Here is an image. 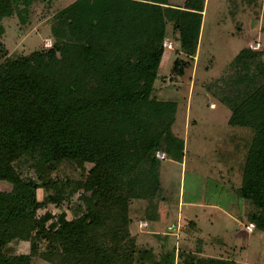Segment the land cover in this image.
<instances>
[{"label":"trees","instance_id":"16d2710c","mask_svg":"<svg viewBox=\"0 0 264 264\" xmlns=\"http://www.w3.org/2000/svg\"><path fill=\"white\" fill-rule=\"evenodd\" d=\"M33 1L0 0V35L3 19L20 16V7ZM171 1L75 0L54 16L69 40H54L0 67V181L12 186L0 193V264H32L33 258L48 264H134L136 248L123 252L121 244L130 237L128 203L146 200L153 209L145 219L157 222L154 202L162 187L156 153L176 163L184 159L183 139L171 130L177 103L153 98V85L166 38L177 47V76L194 59L205 0ZM232 64L246 72L252 67L264 80V50L243 47ZM246 102L244 109L236 107L235 119L259 127L250 126L237 194L247 205L244 218L264 233V90ZM23 159L50 167L91 164L92 191L73 204L70 215H56L46 208H60L71 192L62 198L65 189L59 191L56 180L22 176L13 164ZM39 188L43 201L36 196ZM105 230L119 235L114 248L103 238ZM19 241L29 244L28 254L11 250ZM176 256V264H235L183 251ZM162 261L175 264L174 251Z\"/></svg>","mask_w":264,"mask_h":264},{"label":"rangeland","instance_id":"374dc122","mask_svg":"<svg viewBox=\"0 0 264 264\" xmlns=\"http://www.w3.org/2000/svg\"><path fill=\"white\" fill-rule=\"evenodd\" d=\"M74 1L34 0L20 7V16L3 19L0 67L49 48L54 40H69L68 31L57 26L54 16ZM171 2L179 5L182 0ZM263 29L264 0H205L197 52L190 62L185 58L189 66L182 68L181 77L173 73L175 43L171 38L163 41L170 46L163 47L152 96L177 103L171 130L183 139L184 159L181 163L158 159L162 192L154 202L159 213L157 222L146 221L145 212L153 209L146 200L128 203L130 237L121 244L125 246L123 252H130V245L136 248L134 264H161L162 257L171 251L175 253V264L178 251L235 264L264 263V233L244 218L247 205L237 194L248 141L253 136L250 126L257 128L259 124L235 119L236 107L244 109L252 93L264 90V80L252 67L246 72L242 65L232 64L243 47L250 49L258 43V49L250 50H264ZM167 31L171 33L172 29L168 26ZM37 163L23 159L13 165L25 178L56 180V188L65 189L59 192L62 198L71 192L69 199H61L60 208L51 205L46 210L70 215L73 204L91 193V164L63 162L50 167L48 163ZM11 189L10 184L0 181V193ZM49 192L54 194L55 190ZM36 196L43 201L44 189H37ZM250 224L253 226L248 229ZM103 238L114 248L119 235L105 230ZM10 248L16 255L29 252L27 242H16ZM32 264L48 263L33 258Z\"/></svg>","mask_w":264,"mask_h":264},{"label":"built area","instance_id":"2783aa9c","mask_svg":"<svg viewBox=\"0 0 264 264\" xmlns=\"http://www.w3.org/2000/svg\"><path fill=\"white\" fill-rule=\"evenodd\" d=\"M169 46H170V43L169 42H166V41L163 42V47L164 48H167V47L169 48ZM249 47H250V49H258L259 44L257 43L254 47L253 46H249ZM156 158L159 159V160H162V159L165 158V156H164V154L162 152L158 151L156 153ZM250 226L252 227L253 225L250 224L249 227H248V229H250Z\"/></svg>","mask_w":264,"mask_h":264}]
</instances>
